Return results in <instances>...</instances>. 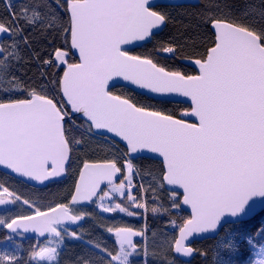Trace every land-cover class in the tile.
<instances>
[{"label":"snow or ice","instance_id":"6c2138e0","mask_svg":"<svg viewBox=\"0 0 264 264\" xmlns=\"http://www.w3.org/2000/svg\"><path fill=\"white\" fill-rule=\"evenodd\" d=\"M255 11L205 0L196 30L159 39L171 22L159 0H0V168L44 187L75 177L37 200L0 178V206L22 209L0 227L40 238L25 255L0 251V264H61L65 242L83 240L73 229L108 214L168 217L174 233L149 243L146 221L96 223L112 246L86 241L63 264H190L208 258L193 246L206 233L217 237L213 264H231L237 233H264V10ZM121 80L128 91L114 93ZM174 94L188 102L179 114L167 107ZM229 223L240 227L221 233ZM252 264H264V246Z\"/></svg>","mask_w":264,"mask_h":264},{"label":"trees","instance_id":"16d2710c","mask_svg":"<svg viewBox=\"0 0 264 264\" xmlns=\"http://www.w3.org/2000/svg\"><path fill=\"white\" fill-rule=\"evenodd\" d=\"M205 0H200L197 5H182V6H163V10L167 11L171 17V22L165 27L163 32L158 37L159 39H167L172 34H177L179 32H188L190 30H196L200 25L199 12L201 11ZM227 3L234 6L237 12L246 11L249 6H252L256 9L252 15L259 18V13L261 10H264V0H226ZM185 26H189V28H185ZM151 47V45H149ZM143 49H135V54H139ZM72 60L75 61L76 58L72 56ZM161 63H165V60L162 58ZM168 64L180 67L182 71H186L189 74H195L196 71L181 63L180 61H167ZM23 69L21 70V74H23ZM31 75V72L28 73ZM114 93L127 92L128 89L122 87H116L112 89ZM135 95V93H131ZM158 106V105H157ZM168 109L175 110L177 114H179L182 110L187 108V105L184 104H176V103H168ZM96 146L95 138H93V147ZM84 149L78 150L77 154H82ZM95 159V156L91 157ZM142 166L144 163H152L153 165H158L157 161L153 162H141ZM76 167L74 163L73 168ZM0 178H5L8 181V185L10 188L15 189L17 194L22 195L24 198H29L32 200L37 199H52L53 193H64L67 192L73 182L75 177L69 175L63 182L51 184L48 187L38 190L31 187L26 186L25 184L19 182L18 180L11 178L4 173L0 172ZM264 215V212L258 216ZM188 214L179 211L177 212L172 219H176L179 222V218L186 217ZM145 221L149 226V243L152 242V233L156 232L160 235L158 238L163 239L164 235L170 236L174 233V227L168 223V217H164L162 219L154 218L150 214H145L140 217H128L124 214H120L115 216H107V218H103L100 221H86L81 224L79 228H74L73 230H77L82 233L83 240H70L65 242V246L61 249V264H63V260L68 259L70 257L79 254L83 249L88 248L89 245L86 244V241H94L99 242L102 245L107 244L109 247L113 244V237L109 236L103 229L96 227V223H103L106 226H129L133 228H140L144 226ZM240 226L237 225H228L226 226L221 233L225 230L235 231ZM8 234L6 230H3L0 233V251H16L20 255H25L26 250H28L31 246H33L36 242L31 240L20 239L17 237H12L11 240H4V236ZM9 235V234H8ZM244 235H252L254 241L256 242L255 249L250 248L247 242L244 239ZM138 239V238H136ZM217 238L208 239L202 242H195L193 244L194 247L206 250L208 258L205 259L203 256L196 255L190 261V264H213V257L215 253V244ZM237 242H238V251L235 252L231 257V264H252V261L256 258V253L261 250V247L264 246V233L256 234V233H248V234H240L237 233ZM17 245L20 247L17 248ZM132 264H144V258L142 256H134L131 258ZM149 264H154V262L149 261ZM180 264H187V262L180 261Z\"/></svg>","mask_w":264,"mask_h":264},{"label":"water","instance_id":"95a60500","mask_svg":"<svg viewBox=\"0 0 264 264\" xmlns=\"http://www.w3.org/2000/svg\"><path fill=\"white\" fill-rule=\"evenodd\" d=\"M159 2L163 5V6H182V5H197L199 4V0H159ZM165 29V28H164ZM138 49V48H136ZM135 50V49H134ZM72 56H74L76 59L78 57V54L75 53L74 51L72 52L71 54ZM184 65L186 66H189L191 68H193L195 71L197 70L196 67L193 65V64H190L188 63L187 61L183 62ZM126 82H123L122 80L116 85V87H123V85L125 84ZM114 87V88H116ZM113 88V89H114ZM170 103H176V104H184V105H187L188 106V102L186 101V98L182 97V96H179V95H176L174 94L171 98H170ZM158 162V161H157ZM0 172L4 173L5 175L11 177V178H14L16 180H18L19 182H22L23 184H25L26 186L28 187H31V188H34V189H38V190H41V189H44L46 187L38 184L37 182H25L23 181L21 178L15 176L14 174L13 175H8V172L7 170L3 169V168H0ZM66 179V178H65ZM65 179H62L60 182H63ZM59 182V183H60ZM51 185V184H50ZM49 186V185H48ZM185 208H187V206H185ZM185 213H187L188 215H190V209H187L186 211H183ZM262 212H264V208H260L258 206V211L256 213V215H260ZM227 225H232L231 223L229 224H226L224 226V228L227 226ZM223 228V229H224ZM221 229V232L222 230ZM9 233L10 230H7ZM22 231V230H20ZM11 234H14V233H11ZM23 236H25L28 240H35V241H38L40 238L38 237V234L36 233H33V232H28V233H24ZM217 238L214 234L212 233H206V234H199L198 238H196L194 240V243L195 242H202L204 240H208V239H215ZM193 243V244H194ZM192 260V259H191ZM183 262H187L185 260H181Z\"/></svg>","mask_w":264,"mask_h":264},{"label":"rangeland","instance_id":"374dc122","mask_svg":"<svg viewBox=\"0 0 264 264\" xmlns=\"http://www.w3.org/2000/svg\"><path fill=\"white\" fill-rule=\"evenodd\" d=\"M7 207H10V206H0V218H4V219H7V217L9 216V215H13L14 214V211H22V209H14V211L13 212H8V211H6V208ZM109 215V214H108ZM3 230H5V228H3V227H0V233L3 231Z\"/></svg>","mask_w":264,"mask_h":264},{"label":"flooded vegetation","instance_id":"af4514ba","mask_svg":"<svg viewBox=\"0 0 264 264\" xmlns=\"http://www.w3.org/2000/svg\"><path fill=\"white\" fill-rule=\"evenodd\" d=\"M1 213V212H0Z\"/></svg>","mask_w":264,"mask_h":264}]
</instances>
